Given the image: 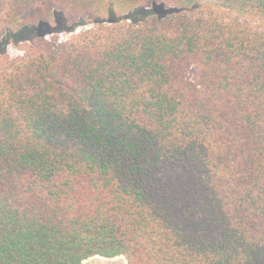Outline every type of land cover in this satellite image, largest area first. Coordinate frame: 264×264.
Wrapping results in <instances>:
<instances>
[{
  "label": "trees",
  "instance_id": "1",
  "mask_svg": "<svg viewBox=\"0 0 264 264\" xmlns=\"http://www.w3.org/2000/svg\"><path fill=\"white\" fill-rule=\"evenodd\" d=\"M49 19L73 34L0 53V264H264V0H9L3 21Z\"/></svg>",
  "mask_w": 264,
  "mask_h": 264
},
{
  "label": "rangeland",
  "instance_id": "2",
  "mask_svg": "<svg viewBox=\"0 0 264 264\" xmlns=\"http://www.w3.org/2000/svg\"><path fill=\"white\" fill-rule=\"evenodd\" d=\"M9 0H0V53L7 52L10 56L14 57L21 52V48L25 46L27 42L34 36H45L47 39L58 38L62 41L67 40L72 34L68 31H57L61 28L59 22L55 19H49L47 22H41L37 24H27L23 25L18 30L9 33L5 30L4 26V17L8 9ZM35 15V10L27 11L23 14V20H30ZM107 17V15H106ZM90 25V24H89ZM26 26V27H25ZM25 27V31H22V28ZM86 27V26H84ZM82 27H79L77 30H81ZM77 31V32H78ZM19 34V35H18ZM25 39V40H24ZM195 69L190 67L187 72V78L192 80L194 78ZM85 264H129L127 259L121 255L114 258H107L103 256H93L85 260Z\"/></svg>",
  "mask_w": 264,
  "mask_h": 264
}]
</instances>
